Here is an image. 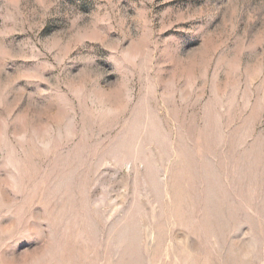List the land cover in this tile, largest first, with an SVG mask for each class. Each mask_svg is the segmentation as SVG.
Here are the masks:
<instances>
[{
    "label": "rangeland",
    "instance_id": "374dc122",
    "mask_svg": "<svg viewBox=\"0 0 264 264\" xmlns=\"http://www.w3.org/2000/svg\"><path fill=\"white\" fill-rule=\"evenodd\" d=\"M0 264H264V0H0Z\"/></svg>",
    "mask_w": 264,
    "mask_h": 264
}]
</instances>
